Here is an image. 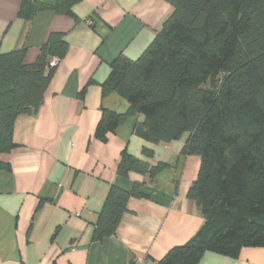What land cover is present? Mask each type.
<instances>
[{
  "label": "crops",
  "instance_id": "crops-1",
  "mask_svg": "<svg viewBox=\"0 0 264 264\" xmlns=\"http://www.w3.org/2000/svg\"><path fill=\"white\" fill-rule=\"evenodd\" d=\"M22 1L0 0V51L25 49V62L32 64L53 32L64 34L68 50L37 113L17 117L15 146L0 153V161L10 165L0 170V264H157L205 223L188 197L201 159L182 152L188 134L147 141L138 132L142 115L105 139L96 128L103 110L129 108L118 93L103 95L111 62L120 53L140 57L173 6L167 0H80L74 17L41 11L24 19ZM125 150L148 165L169 166L155 178L140 171L121 176ZM134 182L142 183L145 195L130 198L115 234L94 241L111 186L129 190ZM197 264H264V246L244 247L238 256L208 250Z\"/></svg>",
  "mask_w": 264,
  "mask_h": 264
},
{
  "label": "trees",
  "instance_id": "trees-1",
  "mask_svg": "<svg viewBox=\"0 0 264 264\" xmlns=\"http://www.w3.org/2000/svg\"><path fill=\"white\" fill-rule=\"evenodd\" d=\"M79 1L23 0L19 16L53 11L74 17ZM167 1L173 10L141 56L120 53L111 62L103 95L118 93L129 108L103 110L96 136L105 139L135 115L143 116L138 132L152 143L188 134L182 152L201 159L188 197L205 223L157 264H197L208 250L238 256L244 247L264 246V0ZM67 50L64 34L53 32L32 64L25 62V49L0 51V153L15 146L17 117L37 113L43 102L55 69L47 68L50 58L61 59ZM168 166L148 165L125 150L118 174L155 178ZM8 169L0 161V170ZM143 195L141 182L129 190L112 185L94 241L115 234L130 198Z\"/></svg>",
  "mask_w": 264,
  "mask_h": 264
},
{
  "label": "built area",
  "instance_id": "built-area-1",
  "mask_svg": "<svg viewBox=\"0 0 264 264\" xmlns=\"http://www.w3.org/2000/svg\"><path fill=\"white\" fill-rule=\"evenodd\" d=\"M89 23L93 24V20H89ZM59 61H60V58H58L56 56L51 57L49 62H48L47 68L48 69L55 68L58 65Z\"/></svg>",
  "mask_w": 264,
  "mask_h": 264
}]
</instances>
